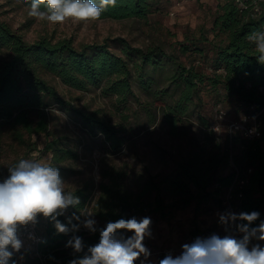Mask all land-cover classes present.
Segmentation results:
<instances>
[{
	"label": "trees",
	"instance_id": "1",
	"mask_svg": "<svg viewBox=\"0 0 264 264\" xmlns=\"http://www.w3.org/2000/svg\"><path fill=\"white\" fill-rule=\"evenodd\" d=\"M19 1L29 7L32 2ZM95 2L99 4V0ZM162 2L115 0L97 19L133 18L149 23ZM39 10L47 11L46 0H40ZM211 25L207 30L215 38L222 36L217 41L201 29L183 40L138 47L124 37L79 45L70 38L52 40L48 36L27 41L18 29L0 19V158L7 138L34 150L37 142L30 137L45 134L52 136L46 137L43 148L52 153L51 166L60 170L59 163L76 160L77 144L50 129L55 107L79 121L90 135L106 136L113 152L120 151L134 134L129 116L123 114L114 123L100 109L74 105L60 93L57 83L80 91L101 88L124 105L138 99L137 88L152 99L143 107L150 123L160 115L171 136L184 137L189 132L187 122L196 118L209 129L207 141L203 145L191 142L187 156L176 160L170 173L149 175L136 190L124 185V172L105 173L109 181L99 184L91 212L98 228L121 218H163L173 205L186 206L191 200L200 205L227 193L235 213L257 211L264 220V62H258L260 53L249 39L254 32H264V0H220ZM205 95L214 97V107L233 103L236 113H259L261 135L250 139L237 131L224 139L217 137L202 112ZM94 187L90 180L72 190L80 204L69 206L71 211L58 219L66 223V216L80 215L89 205ZM170 197H177L176 203L167 202ZM38 219L42 236L38 250L45 255L44 263L68 264L75 258L72 249L65 247L72 234H57L52 223L42 216ZM75 234L86 245L99 241V232L81 228ZM30 251L34 255H28L29 259L43 264L38 253Z\"/></svg>",
	"mask_w": 264,
	"mask_h": 264
},
{
	"label": "rangeland",
	"instance_id": "2",
	"mask_svg": "<svg viewBox=\"0 0 264 264\" xmlns=\"http://www.w3.org/2000/svg\"><path fill=\"white\" fill-rule=\"evenodd\" d=\"M219 1L163 0L160 5L161 10L149 17V23L133 18H103L87 22H74L69 19L62 24H51L30 15V7L23 5L19 0H0V19L8 22L14 29H18L27 41L48 36L52 40L70 38L75 45H79L102 43L107 39L124 37L135 46L147 47L160 40L164 42L183 40L185 36L199 34L201 29L209 30ZM207 34L214 41L222 38V36L215 38L214 32L208 31ZM180 57L184 58L183 55ZM161 85L164 86V83L161 82ZM57 87L64 98L71 100L74 105L88 110L100 109V114L113 120L114 123H118L121 116L127 114L128 124L134 131L130 137L131 142L125 143L120 151L113 152L109 143L105 141L106 136L90 135L79 121L74 120L58 107L53 108L54 112L50 115V129L57 135L67 136V142H75L79 151L76 160H65L58 164L61 167L59 173L66 184V189L72 191L90 180L95 184L92 199L83 211L92 212V206L100 193L99 184L102 181H109L105 173L124 172V185L136 190L140 187L138 183L149 175L170 173L174 169V162L187 156L191 142L203 145L207 141L209 129L199 125L196 118L187 122L189 132L184 137L171 136L160 115L150 123L143 107L152 99L140 89L135 88L139 95L138 99L132 98L124 105L118 104L114 95L104 94L101 88L80 91L66 87L61 82L57 83ZM213 101L214 97L205 95L202 112L210 119L214 134L224 139L229 133L230 121L239 119L244 114L242 111L236 113L233 103L223 106L217 104L214 107ZM219 108L222 110L219 111ZM46 137L52 138L51 135L45 134L30 137L32 141L37 142V149L34 150L27 149L26 145H17L7 138L5 150L0 158V180L8 176V168L20 159H33L49 164L52 153L43 149ZM176 198H167V202L176 203ZM229 198L227 193L226 196L211 198L201 202L200 205L196 204V200H191L186 206L173 205L163 218L150 215L152 238L144 240L145 246L151 251L149 259L158 261L170 251L179 254L181 245L197 236L207 237L212 233L223 236L225 233L218 222V214L226 210L235 212L229 203ZM70 211L71 207L65 213ZM83 218L81 216V220ZM94 219L98 223L97 218ZM128 235L132 234L128 233ZM28 255L32 257L34 253L29 249L24 260L19 264H37L33 263ZM38 257L39 261L45 262V255L41 252ZM136 264H139V260Z\"/></svg>",
	"mask_w": 264,
	"mask_h": 264
},
{
	"label": "clouds",
	"instance_id": "3",
	"mask_svg": "<svg viewBox=\"0 0 264 264\" xmlns=\"http://www.w3.org/2000/svg\"><path fill=\"white\" fill-rule=\"evenodd\" d=\"M114 2L46 0L47 11H40V0H32L29 14L51 24L69 19L87 22L97 19L104 7ZM249 39L260 53L258 62H264V32H254ZM65 185L58 168L37 160L20 159L8 168V176L0 180V264L24 260L36 242L34 231L26 230L30 226L34 229L41 216L53 224L57 234H72L65 247L72 249L75 258L68 264H136L138 260L139 264H264V220L257 211L226 210L218 214L223 236H197L182 244L179 254L170 251L164 258L152 261L151 251L144 244L145 238H152L151 218H121L98 228L94 214L82 210L80 215L66 216V223L61 222L58 217L64 216L69 206L80 204L79 197ZM81 227L92 234L99 232L98 243L86 245L75 234ZM80 253L83 255H76Z\"/></svg>",
	"mask_w": 264,
	"mask_h": 264
},
{
	"label": "built area",
	"instance_id": "4",
	"mask_svg": "<svg viewBox=\"0 0 264 264\" xmlns=\"http://www.w3.org/2000/svg\"><path fill=\"white\" fill-rule=\"evenodd\" d=\"M258 115L259 113L244 114L239 119L230 121L228 125L229 135L231 136L232 133L239 131L244 135V137L250 139L259 137L261 135V128ZM254 129L255 131H253ZM26 231H34L36 242L31 244L30 250L36 251L39 255L38 245L42 241L41 232L39 230V219L34 229L30 226L29 229H27ZM42 263L45 264L44 262Z\"/></svg>",
	"mask_w": 264,
	"mask_h": 264
}]
</instances>
